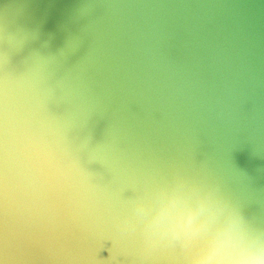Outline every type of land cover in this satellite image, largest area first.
<instances>
[{"label":"water","instance_id":"1","mask_svg":"<svg viewBox=\"0 0 264 264\" xmlns=\"http://www.w3.org/2000/svg\"><path fill=\"white\" fill-rule=\"evenodd\" d=\"M262 249L264 0H0V264Z\"/></svg>","mask_w":264,"mask_h":264},{"label":"clouds","instance_id":"2","mask_svg":"<svg viewBox=\"0 0 264 264\" xmlns=\"http://www.w3.org/2000/svg\"><path fill=\"white\" fill-rule=\"evenodd\" d=\"M233 264H264V249L257 253L250 254L245 259L235 261Z\"/></svg>","mask_w":264,"mask_h":264}]
</instances>
